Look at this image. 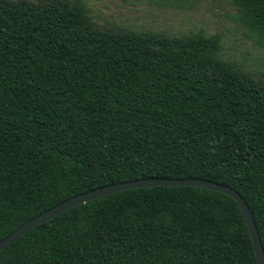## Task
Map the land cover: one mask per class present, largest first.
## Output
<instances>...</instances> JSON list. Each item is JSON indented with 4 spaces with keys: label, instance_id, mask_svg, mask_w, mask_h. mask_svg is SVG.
Returning a JSON list of instances; mask_svg holds the SVG:
<instances>
[{
    "label": "trees",
    "instance_id": "1",
    "mask_svg": "<svg viewBox=\"0 0 264 264\" xmlns=\"http://www.w3.org/2000/svg\"><path fill=\"white\" fill-rule=\"evenodd\" d=\"M87 0H0V240L72 196L147 177L243 197L264 249V80L219 33L94 26ZM264 48V0H229ZM0 264H257L237 202L197 186L131 188L71 207Z\"/></svg>",
    "mask_w": 264,
    "mask_h": 264
},
{
    "label": "rangeland",
    "instance_id": "2",
    "mask_svg": "<svg viewBox=\"0 0 264 264\" xmlns=\"http://www.w3.org/2000/svg\"><path fill=\"white\" fill-rule=\"evenodd\" d=\"M34 3L49 0H28ZM68 4L71 0H52ZM88 15L104 30H151L183 36L198 30L219 33L221 56L264 80V48L237 20L229 0H87Z\"/></svg>",
    "mask_w": 264,
    "mask_h": 264
},
{
    "label": "water",
    "instance_id": "3",
    "mask_svg": "<svg viewBox=\"0 0 264 264\" xmlns=\"http://www.w3.org/2000/svg\"><path fill=\"white\" fill-rule=\"evenodd\" d=\"M154 186H197L205 189H210L213 191H218L220 193H224L232 197L239 205V208L242 212V215L248 227L257 264H264V249L262 246V242L258 234L252 213L249 209V206L243 199V197L239 194L238 191L227 185L201 178L147 177V178H139L135 180L108 184L91 189L84 193H80L78 195L72 196L60 203H57L53 207L25 221L23 224H21L16 229H14L11 233H9L6 237L0 240V251L5 247H7L12 242H14L22 234L29 231L34 226L43 223L44 221L49 220L50 218L58 215L59 213L71 207H74L78 204H82L89 200L100 198L109 195L111 193L126 189L154 187Z\"/></svg>",
    "mask_w": 264,
    "mask_h": 264
}]
</instances>
